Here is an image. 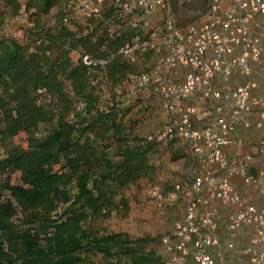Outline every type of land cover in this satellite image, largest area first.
I'll return each instance as SVG.
<instances>
[{
  "label": "trees",
  "instance_id": "trees-1",
  "mask_svg": "<svg viewBox=\"0 0 264 264\" xmlns=\"http://www.w3.org/2000/svg\"><path fill=\"white\" fill-rule=\"evenodd\" d=\"M68 1L0 0V264H167V232L137 233L115 218L130 216L146 183H161L162 153L198 163L150 138L160 98L152 93V124L156 102L123 85L147 67L145 56L114 55L136 31L110 37ZM169 2L198 11L182 13L185 26L211 0ZM85 54L109 60L88 65ZM107 93L113 103L103 109ZM164 174V193L193 175Z\"/></svg>",
  "mask_w": 264,
  "mask_h": 264
},
{
  "label": "built area",
  "instance_id": "built-area-1",
  "mask_svg": "<svg viewBox=\"0 0 264 264\" xmlns=\"http://www.w3.org/2000/svg\"><path fill=\"white\" fill-rule=\"evenodd\" d=\"M68 8L77 17L97 16L110 37L136 31L114 55L136 62L145 56L147 67L123 85L128 94L160 98L161 126L150 138L177 144L200 166L170 192H163L164 173L161 183L143 188L161 208L186 197L182 217L163 236L167 264H264V205L238 187L240 178L264 193V159L255 172L253 151H244L236 133L240 125L259 130L256 151L264 154V0H211L185 26L169 0H69ZM108 60L83 56L88 65ZM106 96L103 109L113 103ZM233 146L242 151L232 155ZM219 205L229 209L224 229Z\"/></svg>",
  "mask_w": 264,
  "mask_h": 264
},
{
  "label": "rangeland",
  "instance_id": "rangeland-1",
  "mask_svg": "<svg viewBox=\"0 0 264 264\" xmlns=\"http://www.w3.org/2000/svg\"><path fill=\"white\" fill-rule=\"evenodd\" d=\"M180 9L183 13L187 11V14L189 15L186 16L188 17L195 16L198 13V11L184 6V3L181 5ZM144 96L145 97L143 98V100L145 102L150 99L151 101L156 102L157 104L156 106H154L153 113L150 114L153 117L152 121L150 122H153L152 124H156L158 122V113L160 112L158 105V97L154 96L152 93L149 92L144 93ZM242 131L244 134L243 138L245 139V146L243 147V149L244 151H252L250 147H252L258 142L260 132L256 128L246 129L244 127H242ZM252 154L254 158H256L257 153L252 152ZM161 156V174L170 173L175 177L174 181H176V178L177 180H179L180 178L186 177L187 173H194L192 170H195V168H193L194 166H192L191 161L185 158V155H182L180 158L173 160H170V155H168L167 152L162 153ZM255 165L258 166V163ZM196 168L199 169L200 166H197ZM239 184L241 185L240 188H242L241 190L239 188V190L244 193L243 196L249 201L254 202L258 205L256 201L257 196L263 193H261L254 186L246 184L243 180H240ZM143 188L138 198L136 200H133L132 212L130 216L125 220L120 221L115 218V222L121 223L123 227L131 231H135L137 233L169 232L172 229V226L176 219L181 218L183 215L186 197L183 196L180 200L176 202V204H167L165 207L161 208L155 200L146 196L143 191ZM219 206L223 213L222 228L224 229L226 220H228L229 209L222 205ZM247 239L248 234L245 232L244 235L240 236L239 240H237L241 242V244H245L247 242ZM231 262V264H246L243 260H232Z\"/></svg>",
  "mask_w": 264,
  "mask_h": 264
},
{
  "label": "crops",
  "instance_id": "crops-1",
  "mask_svg": "<svg viewBox=\"0 0 264 264\" xmlns=\"http://www.w3.org/2000/svg\"><path fill=\"white\" fill-rule=\"evenodd\" d=\"M259 131V130H258ZM238 135H240V136H243L244 137V134H243V131H242V127H241V125H240V127H238V129H237V132H236ZM236 146H233V147H229L228 148V150H229V153H231L232 155H234V153L235 152H238V151H242V149H240V148H235ZM256 144L255 145H253L252 147H250V149H252V151H253V153H254V151H255V153H257V151H256ZM262 159H264V154H261V153H257V156H256V158H254V171L255 172H258V168H259V166H260V164H261V162H262ZM258 163V166H256L255 164H257ZM241 179L240 178H238V186H239V188H240V184H239V181H240ZM242 188H240V190H241ZM256 201H257V203H258V206H262V205H264V193L263 194H261V195H259V196H257V199H256Z\"/></svg>",
  "mask_w": 264,
  "mask_h": 264
},
{
  "label": "clouds",
  "instance_id": "clouds-1",
  "mask_svg": "<svg viewBox=\"0 0 264 264\" xmlns=\"http://www.w3.org/2000/svg\"><path fill=\"white\" fill-rule=\"evenodd\" d=\"M174 204H176V203H174ZM166 205H167V204H166ZM166 205H165V206H166ZM165 206H164V207H165ZM178 219H179V218H178ZM167 233H168V232H167Z\"/></svg>",
  "mask_w": 264,
  "mask_h": 264
}]
</instances>
